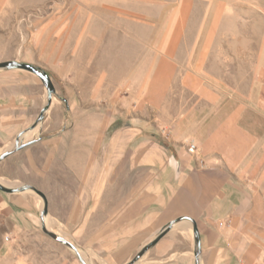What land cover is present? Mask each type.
I'll return each mask as SVG.
<instances>
[{"label": "rangeland", "instance_id": "obj_1", "mask_svg": "<svg viewBox=\"0 0 264 264\" xmlns=\"http://www.w3.org/2000/svg\"><path fill=\"white\" fill-rule=\"evenodd\" d=\"M106 1L0 0V184L32 185L48 201L43 216V201L34 192L0 190L11 209L8 215L0 211V264H31L43 252L52 253L55 264H81L42 232L41 218L48 230L75 244L87 264H101L98 257H104L82 245L95 230L100 196L94 189L104 188L112 181L110 172L121 168L119 179L141 177L128 176L126 168L133 165L124 164L127 156L178 149L164 127L180 104H198L181 88V72L220 78L227 89L243 93L245 107L262 109L264 127V0ZM102 5L116 9L106 15L119 28L113 51L119 83L107 93L97 92L101 62L93 51V21ZM57 14L71 35L50 34L47 23ZM131 29L133 35L123 34ZM60 40L69 43L70 52L57 60L53 49ZM259 48L263 54L257 59ZM195 61L202 66L189 68ZM21 63L49 76L56 93L49 104L41 80L16 68ZM220 106L230 107L224 98ZM258 119L251 115L247 124L258 125ZM24 131L31 144L1 159ZM126 179L124 186L131 182Z\"/></svg>", "mask_w": 264, "mask_h": 264}, {"label": "crops", "instance_id": "obj_2", "mask_svg": "<svg viewBox=\"0 0 264 264\" xmlns=\"http://www.w3.org/2000/svg\"><path fill=\"white\" fill-rule=\"evenodd\" d=\"M108 9L116 12L102 5L93 21L97 35L93 51L95 61L101 62L96 65L101 69L97 92L102 93L112 92L119 83L118 56L113 55L119 28L107 17ZM53 19L47 23L50 34L71 35L63 15ZM86 26L82 18V29ZM128 30L123 34H134ZM64 42L55 45L54 59L70 52L69 43ZM256 52L260 59L263 50ZM201 66L195 61L189 68ZM178 81L198 99L192 108L182 104L175 108V118L164 127L166 136L180 144L178 149L171 154L157 149L127 156L124 164L133 165L126 168L128 176L142 173L133 180L119 179L122 168L116 175L111 171L112 181L94 189L100 196L94 211L95 230L82 245L98 251L104 257H98L101 264H127L162 233L134 264H195L191 219L200 237L199 264H264L263 111L245 107L244 94L227 89L220 78L208 79L192 71L186 76L181 72ZM222 98L230 107L220 106ZM251 115L259 118L258 125L247 124ZM189 143L196 146L193 153L187 150ZM125 179L127 184L131 181L128 186ZM0 211L11 213L3 197ZM35 256L31 264H55L52 253Z\"/></svg>", "mask_w": 264, "mask_h": 264}, {"label": "water", "instance_id": "obj_3", "mask_svg": "<svg viewBox=\"0 0 264 264\" xmlns=\"http://www.w3.org/2000/svg\"><path fill=\"white\" fill-rule=\"evenodd\" d=\"M16 68H19L21 70H24V71H27V72H30L34 75H36L42 82V84L44 85V87L46 88V91H47V97H48V104L50 103L51 101V97L52 95L56 94L55 93V89H54V86L52 84V81L50 80L49 76L46 74V72H44L43 70H41L40 68L38 67H35V66H32L30 64H26V63H21V64H17V67ZM66 103V101H65ZM43 112V111H42ZM41 118V115L39 117V119ZM38 119V121H39ZM37 121V122H38ZM36 127V124L32 127V130L33 128ZM28 131H24L20 134L17 135L14 143H13V147L10 151L8 152H5L2 156H1V159L9 156L11 153L13 152H16V151H19L21 150L22 148L28 146L29 144H31V142H26V141H23L22 140V136ZM0 190L4 193H10V194H14V193H18V192H23V191H27V190H30L32 192H34L36 195H38L39 198L42 199L43 201V209H42V212H43V216L46 215L47 213V206H48V201H47V198L45 196V194L36 189L34 186L32 185H27L25 187H23L22 189H17V188H12V187H5V186H2L0 184ZM190 220V222L192 223V230H193V239H194V247H195V250H194V258H195V264H199L198 262V256H199V253H200V237H199V233H198V230L196 228V224L193 220L191 219H188ZM41 230L44 234H46L49 238H51L53 241L63 245L64 247L68 248L69 250H71L75 256L77 257L78 261L81 263V264H87L81 257L80 253H79V250H78V247L73 244L71 241H69L68 239H66L65 237L61 236L60 234L58 233H55V232H52L50 230H48L41 218ZM164 234H160L156 237V239L150 243L149 245H146L143 249H141V251L127 264H134L140 257L141 255L152 245H154L156 243V241H158Z\"/></svg>", "mask_w": 264, "mask_h": 264}, {"label": "built area", "instance_id": "obj_4", "mask_svg": "<svg viewBox=\"0 0 264 264\" xmlns=\"http://www.w3.org/2000/svg\"><path fill=\"white\" fill-rule=\"evenodd\" d=\"M189 152L193 153L196 150V146L195 144H190L189 148H188Z\"/></svg>", "mask_w": 264, "mask_h": 264}, {"label": "bare ground", "instance_id": "obj_5", "mask_svg": "<svg viewBox=\"0 0 264 264\" xmlns=\"http://www.w3.org/2000/svg\"><path fill=\"white\" fill-rule=\"evenodd\" d=\"M22 140L23 141H26L27 140V132L22 136ZM40 200H41V198H40ZM42 203V202H41ZM43 222H44V224H45V226H46V223H45V220H44V218H43ZM47 224H48V222H47ZM49 226V225H48ZM46 228H48L47 226H46Z\"/></svg>", "mask_w": 264, "mask_h": 264}]
</instances>
